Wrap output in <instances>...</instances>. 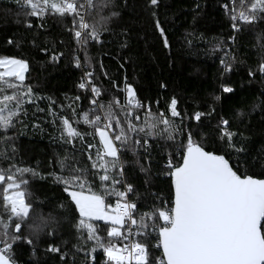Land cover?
<instances>
[{"label":"snow or ice","instance_id":"1","mask_svg":"<svg viewBox=\"0 0 264 264\" xmlns=\"http://www.w3.org/2000/svg\"><path fill=\"white\" fill-rule=\"evenodd\" d=\"M21 7L28 9L26 14L32 17H43L49 12L71 16L69 31L79 45L76 51L86 49L89 43H102V33L108 30L111 19L119 15V12L111 10L115 7L114 0H83V3L80 0H22ZM147 7L153 9L150 15L155 19L154 9L159 7V0H147ZM223 7L230 13L234 33L264 20V0H239V7L237 0H230ZM106 11L108 14L104 15ZM89 18H92V23L88 22ZM155 28L167 48L169 41L159 19H155ZM229 39L234 41L235 35ZM256 39L258 47L264 51V33H257ZM41 51L47 54L48 49ZM63 55L53 51L50 59L56 62ZM232 60H235L234 56ZM88 62L86 51L84 65L79 58L74 60L78 68L87 66ZM220 63L224 73L233 68V64L224 58ZM28 70L26 60L0 56V132L4 133L0 135V142L5 145L13 139L7 136V132L22 122L21 114L27 115L24 105L45 99L34 93L31 85L25 84ZM258 71L264 74V60L258 65ZM248 74L252 76L253 72L249 70ZM93 81L94 72L85 71L78 87L90 89V107L87 111L73 109L72 112L75 122L82 121L92 129L91 132L81 133L73 126L72 118L59 115L51 104L48 107L49 115L55 118L53 124L59 120L60 139L73 145V153L86 155L88 162V166H80L79 160L65 153L63 158L56 160L59 172L49 174L54 182L63 186L62 191L73 206L71 217H58L52 213L45 215L37 211L35 204H43L44 201L33 198L29 181L24 178L26 173L33 176L37 173L32 168L12 162L15 160L14 149L12 155L7 148L0 150V160L8 162L7 168H0L3 191L0 264H17L13 252L16 242L22 241L35 250L42 240L53 241L47 243L45 251L58 254L63 264L69 253L62 248L69 241H56L63 236L60 228L64 223L71 224L75 231L77 243L72 248L85 253L84 264H95L98 249H102L104 256L101 264H264V170L259 173L241 171V165L233 164L231 159L232 151H244L234 142V138L243 136V133L230 130L231 122L221 117L215 131L208 135L218 139L222 145L227 144V149L206 150L209 145L203 143L204 134L201 133L200 140L194 137L204 126L202 118L211 116L214 109L208 113L185 112L181 124L176 125L164 111L153 113L150 105H142L126 78L123 87L126 102L123 105L117 96L111 97L106 104L102 103L99 99L101 88ZM111 83L119 92L117 82L112 80ZM221 89L225 93L233 91L226 84H222ZM79 99V96L75 97V100ZM177 104L175 97L168 103L167 111L172 118L181 117ZM134 110L143 111V118ZM37 111L43 112L44 109L37 107ZM244 115L243 111L236 113L237 119ZM184 120L194 124L186 127ZM32 127L38 128L39 125L33 123ZM86 135L98 137L99 144L88 143L76 149L74 142L83 141ZM150 138L162 139L173 149L169 151L166 148L162 153L164 163L158 173L170 181L167 198L163 193L150 191L153 186L149 175L152 165ZM141 150L144 163L141 162ZM125 152L136 157L134 164L145 175L144 187L149 190L147 195L153 198L151 206L144 205L149 209L147 211L138 212V200L129 199L136 192V187L128 182L125 174L128 164L122 159ZM90 172L92 181L89 180ZM96 179L99 180L98 189L93 183ZM113 198L114 203L107 202ZM58 207L64 209L65 205L60 203ZM96 221L104 222L107 242L99 234L101 229ZM132 236L141 238L143 242H128ZM153 238L157 239L154 246L151 245ZM117 239L125 243H114ZM151 247L162 249L161 255H151ZM72 264H75L74 259Z\"/></svg>","mask_w":264,"mask_h":264},{"label":"trees","instance_id":"2","mask_svg":"<svg viewBox=\"0 0 264 264\" xmlns=\"http://www.w3.org/2000/svg\"><path fill=\"white\" fill-rule=\"evenodd\" d=\"M80 2L83 3V0ZM114 3L115 7L111 10L119 12V15L111 19L108 30L102 33L103 42L89 43L86 49L76 51L79 45L69 31L71 16L49 12L43 17H32L26 14L28 9L21 7L22 0H0V56L26 60L29 70L25 84L31 85L34 93L45 97L32 105H24L27 115L21 114L22 122L16 123L7 132V136L13 139L8 145L0 142V150L7 148L9 155L14 149L15 160L12 162L32 168L37 173L35 176L24 174L33 198L44 201L43 204H35L36 210L58 217L72 215L73 206L68 203L63 186L54 182L49 174L59 172L56 160L63 158L65 153L79 160L80 166H88V162L86 155L73 153V145L60 139L59 120L56 119L53 124L55 118L49 115L48 107L51 104L59 115L72 118L73 126L81 133L91 132L88 125L82 121L76 123V118L72 117L73 109L82 112L90 107V89L78 87L85 71L94 72L93 82L101 88L102 96L99 99L102 103L106 104L113 96L125 99L123 87L126 78L142 105H150L153 113L164 111L176 125L181 124L185 112L208 113L214 109L211 116L202 118L204 126L194 138L200 140L203 133V143L209 145L206 150L227 149V144L222 145L218 139L208 135L215 131L219 119L223 117L231 122L230 130L243 133V136H236L234 142L237 148L244 151H232V163L241 165V171L259 173L264 170V74L258 71V65L264 60V51L258 47L256 39L257 33H264V20H258L255 25L245 26L244 31L234 33L230 13L223 7L230 0H159V7L154 9L157 14L155 19H159L168 38L169 46L165 48L155 28V19L150 15L153 9L147 7V0H114ZM103 14L107 15L108 12ZM88 22L92 23V18ZM233 35L234 41L229 39ZM42 49H48L47 54ZM53 51L64 55L53 62L50 59ZM85 51L89 57L88 65L78 68L74 60L79 58L84 65ZM221 58L233 64L230 72L224 73ZM249 70L253 72L252 76H249ZM112 80L117 82L119 92L113 88ZM222 84L233 91L223 92ZM77 96L80 97L78 101L75 100ZM172 97L178 101L177 110L181 112V117L172 118L167 111ZM61 105L64 107L61 108ZM37 107L44 111H37ZM116 111L119 114V110ZM135 111L143 118V111ZM237 111H243L245 115L237 119ZM33 123L39 127L33 128ZM184 124L190 127L194 122L184 120ZM3 134L0 132V135ZM88 143L98 145L99 138L86 135L83 141L76 140L74 147L80 149ZM149 143L152 159L149 175L153 184L150 191L163 193L167 198L170 181L158 173L161 171L160 165L164 163L162 153L166 148L169 151L173 149L162 139L150 138ZM140 156L144 163L143 150ZM122 159L128 161L125 173L128 182L136 187V192L129 199L138 200V212L149 210L144 205L147 203L151 206L153 198L147 195L149 190L144 187L145 175L134 164L136 157L131 152H125ZM7 167L8 162L0 160V168ZM89 180L92 181L91 172ZM93 183L98 189L99 180ZM2 198L0 187V209L3 208ZM107 202L114 203V198ZM60 203L65 205L64 209L58 207ZM95 223L101 229L99 234L107 242L104 222ZM24 231L27 233L26 228ZM60 231L63 236L58 237L56 242L69 241L62 248V251L69 253L63 264H72L73 259L75 264H84L85 253L72 248L77 241L71 224H62ZM139 240L143 242L141 238ZM49 242L53 241L42 240L35 250L22 241L16 242L13 252L17 264H62L58 254L45 251ZM113 242L124 243L119 239ZM156 243L157 239L153 238L151 245ZM88 246L91 247V244ZM161 252L162 249L150 248L153 256H159ZM95 255V264H101L104 260L102 249H98Z\"/></svg>","mask_w":264,"mask_h":264},{"label":"built area","instance_id":"3","mask_svg":"<svg viewBox=\"0 0 264 264\" xmlns=\"http://www.w3.org/2000/svg\"><path fill=\"white\" fill-rule=\"evenodd\" d=\"M119 101H120V104H121V105H123V104L126 102L125 99H120V98H119ZM133 232H135V229H133ZM133 240H139V237L132 236V237L130 238V241H128V242H131V241H133ZM124 243H125V241H124Z\"/></svg>","mask_w":264,"mask_h":264},{"label":"rangeland","instance_id":"4","mask_svg":"<svg viewBox=\"0 0 264 264\" xmlns=\"http://www.w3.org/2000/svg\"><path fill=\"white\" fill-rule=\"evenodd\" d=\"M26 75V74H25ZM135 111V110H134Z\"/></svg>","mask_w":264,"mask_h":264}]
</instances>
